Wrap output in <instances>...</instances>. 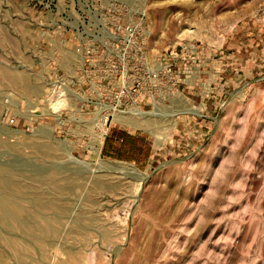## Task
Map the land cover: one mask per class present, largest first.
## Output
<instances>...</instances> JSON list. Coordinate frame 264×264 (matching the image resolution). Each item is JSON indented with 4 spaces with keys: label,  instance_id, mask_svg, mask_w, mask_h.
<instances>
[{
    "label": "rangeland",
    "instance_id": "obj_1",
    "mask_svg": "<svg viewBox=\"0 0 264 264\" xmlns=\"http://www.w3.org/2000/svg\"><path fill=\"white\" fill-rule=\"evenodd\" d=\"M100 13L138 39L83 96ZM142 68L153 99L110 107ZM0 264H264V0H0Z\"/></svg>",
    "mask_w": 264,
    "mask_h": 264
},
{
    "label": "built area",
    "instance_id": "obj_2",
    "mask_svg": "<svg viewBox=\"0 0 264 264\" xmlns=\"http://www.w3.org/2000/svg\"><path fill=\"white\" fill-rule=\"evenodd\" d=\"M119 19L120 18L117 15H113V18L109 19L107 13H100L98 16L92 17V20L88 21L89 24L86 28H84V30H75V36L73 37L74 45L72 46V57H74L73 54H80L81 60L78 64L76 61H74V58L71 59V65L76 69L78 76L76 75L77 77H75V81L71 80L67 82L78 86V89H75L77 93H82L84 96V86H87L88 84L91 86L93 85V80L90 78L91 70L109 67L124 70V53L119 51L118 45L122 42L128 43L129 40H132L134 36L131 29H126L121 26ZM95 28L97 29L95 30ZM99 34L102 35L100 36ZM106 37L108 39H104ZM134 38L138 39L137 36ZM139 39L140 43H143V38ZM140 43H138V46L134 48V55L138 60L140 59L141 61L142 58L146 56L147 52L145 48L140 45ZM105 49L110 53L105 54ZM98 51L100 54L103 53V56L97 61L94 60L93 55H96ZM138 68H141V65H139ZM141 73H143L141 78L132 80L131 82H129L127 76L126 81L123 80L124 76L122 77L120 81L122 86L118 85L120 88L119 92L112 94L110 98V107L116 110L120 108L138 109L141 103L149 102L153 99V95L149 92L147 87L148 84L150 85L153 81H155L157 75L159 74L157 71H147L146 68H142ZM146 84L147 86H145ZM48 88L49 93L47 92L44 95L45 101L48 103L51 100L57 101L60 99L64 101L63 106L69 98V91H72L66 86V81L58 75L53 76L51 80H49ZM104 91L106 90H100L99 98L104 97ZM98 103L101 104V106L103 105L100 100ZM104 106L109 105L104 104ZM99 117L100 119L102 117V119L100 121L98 120L99 126L97 129H99L98 131H101L103 134L102 125H105L107 116L106 114L101 115L100 113L98 118Z\"/></svg>",
    "mask_w": 264,
    "mask_h": 264
},
{
    "label": "bare ground",
    "instance_id": "obj_3",
    "mask_svg": "<svg viewBox=\"0 0 264 264\" xmlns=\"http://www.w3.org/2000/svg\"><path fill=\"white\" fill-rule=\"evenodd\" d=\"M191 112H194V113H196L197 111H191ZM135 113H136V111H135ZM138 114H140L141 115V113L138 111L137 112ZM136 113V114H137ZM196 114H198V113H196ZM119 119V118H118ZM122 121V119H119V121ZM123 120H125V121H128V117L127 118H124ZM136 122V121H135ZM128 123H132V122H128ZM130 125V124H129ZM132 125H134V124H132ZM135 126V125H134ZM137 126V125H136ZM137 127H139V126H137ZM95 141H96V147H94V149H93V152L97 155L98 154V152H99V147H100V144H101V137L100 136H98L96 139H95Z\"/></svg>",
    "mask_w": 264,
    "mask_h": 264
}]
</instances>
